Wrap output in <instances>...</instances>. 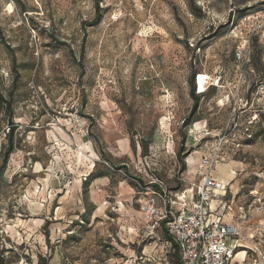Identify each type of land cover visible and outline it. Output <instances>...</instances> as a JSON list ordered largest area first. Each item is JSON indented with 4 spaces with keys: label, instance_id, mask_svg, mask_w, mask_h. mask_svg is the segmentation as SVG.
I'll use <instances>...</instances> for the list:
<instances>
[{
    "label": "rangeland",
    "instance_id": "obj_1",
    "mask_svg": "<svg viewBox=\"0 0 264 264\" xmlns=\"http://www.w3.org/2000/svg\"><path fill=\"white\" fill-rule=\"evenodd\" d=\"M0 94V264L57 246L65 264H100L121 247L120 213L140 212L136 181L179 191L217 164L236 172L212 205L240 232L232 263L264 264V0H0ZM102 176L107 223L90 228Z\"/></svg>",
    "mask_w": 264,
    "mask_h": 264
},
{
    "label": "built area",
    "instance_id": "obj_2",
    "mask_svg": "<svg viewBox=\"0 0 264 264\" xmlns=\"http://www.w3.org/2000/svg\"><path fill=\"white\" fill-rule=\"evenodd\" d=\"M113 169V168H112ZM137 183L136 203L142 213L149 239L164 228L180 247L182 264H230L237 249L238 229L214 216L213 202L227 190L210 175L200 186L172 191L164 181L153 178Z\"/></svg>",
    "mask_w": 264,
    "mask_h": 264
},
{
    "label": "crops",
    "instance_id": "obj_3",
    "mask_svg": "<svg viewBox=\"0 0 264 264\" xmlns=\"http://www.w3.org/2000/svg\"><path fill=\"white\" fill-rule=\"evenodd\" d=\"M126 147L130 148V143H127ZM108 184H110L109 177L102 176L95 178L87 186L88 209L91 211V214H89V218L86 222L89 224L88 226H90V228H93L97 223H107L104 218L107 217L106 210L108 209L110 202L107 197L108 190L105 188ZM134 191L135 190L126 183V181H121L116 192V198L119 201L117 203L124 205V203L132 202L135 193ZM216 210L217 208L215 207L213 209L214 216H216ZM133 211V209L125 208V211L120 213L118 224L121 231L120 240L118 241L121 243V247L117 248L116 255H109L104 259L102 258L100 264H182L180 247L173 241L166 230L163 227L158 229L156 232V239H150L151 241H147L149 235L144 229L142 213L138 211L137 218H135L134 215H132ZM84 212L86 214V209H84ZM223 216L224 220L222 219ZM223 216L216 217L221 218L226 223L232 224L231 222L226 221L225 215ZM42 236H44V240H46V236ZM69 239H73V237H67L66 241ZM239 248L236 251L234 259L239 252H241ZM34 256L35 259L33 260V264H65V259H69V256L73 255L63 250L60 246H57L55 247V250L52 249L49 252V249L47 248L45 252L36 253ZM72 261L74 264H95L96 262V260H87L84 262L78 259ZM241 262L243 261L241 260ZM232 264L235 263L233 262Z\"/></svg>",
    "mask_w": 264,
    "mask_h": 264
},
{
    "label": "bare ground",
    "instance_id": "obj_4",
    "mask_svg": "<svg viewBox=\"0 0 264 264\" xmlns=\"http://www.w3.org/2000/svg\"><path fill=\"white\" fill-rule=\"evenodd\" d=\"M11 11H12V7H10ZM201 78L204 80L205 79V76L204 75H201ZM94 154V152H92ZM196 154V153H195ZM198 154V153H197ZM94 157V156H92ZM193 157L190 159L191 162H190V168L189 170L187 171V174H193V173H197L199 171V167H198V162L197 160L193 159ZM92 161V160H91ZM194 161V162H193ZM199 161V160H198ZM197 162V163H195ZM216 162H214V160H211L210 161H205V164H204V167L208 166L210 167V169L213 167V165H215ZM94 165V162L92 161V165L91 166H88V169H87V175L89 173H91V171L93 170V166ZM203 168V167H202ZM204 170V169H203ZM207 170V169H206ZM213 170V169H212ZM215 173L217 175V179H220V181H223L224 183H227V184H231L234 180H235V176H236V172L234 171V168L232 167V165H226V164H217V166L215 167ZM205 172V171H204ZM195 173V174H196ZM209 173V171H208ZM195 177V176H194ZM228 185V186H229ZM229 188V187H228ZM224 193V192H223ZM123 205V204H122ZM124 206V205H123ZM230 216V215H229ZM224 220V216L222 218ZM239 235H240V232H239ZM244 253L243 252H239V254L235 257L234 259V262L243 255Z\"/></svg>",
    "mask_w": 264,
    "mask_h": 264
},
{
    "label": "trees",
    "instance_id": "obj_5",
    "mask_svg": "<svg viewBox=\"0 0 264 264\" xmlns=\"http://www.w3.org/2000/svg\"><path fill=\"white\" fill-rule=\"evenodd\" d=\"M100 18H101V13H100V10H99L97 12V16H96L95 20L92 22L91 25H95L99 21ZM91 25H89V26H91ZM192 83H193V88L191 90V96H192V99L194 101V105H193L192 111L189 114L188 118L184 121V123H186V125L192 124L190 118H191L192 115H194L196 113V111L198 109V106H199V102H200V95L197 94L196 91H195V77L194 76L192 77ZM0 106H2V107L5 106L6 109L10 108L12 110V102L10 100L5 99L4 95H2V94H0ZM14 131H15V128L13 126V127L10 128V132H9V137L10 138L13 136ZM12 152H13V147H12V145H10L8 147V149L6 150V152H5L4 166L7 164L8 159H9V157H10ZM179 155H180V152H179ZM94 179L95 178L90 179L89 182L87 183V185H89L91 183V181L94 180ZM1 261L2 260L0 259V262Z\"/></svg>",
    "mask_w": 264,
    "mask_h": 264
}]
</instances>
